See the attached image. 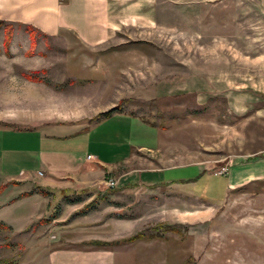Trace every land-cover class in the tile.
I'll return each mask as SVG.
<instances>
[{"label": "rangeland", "instance_id": "374dc122", "mask_svg": "<svg viewBox=\"0 0 264 264\" xmlns=\"http://www.w3.org/2000/svg\"><path fill=\"white\" fill-rule=\"evenodd\" d=\"M131 1L139 9L122 13L118 31L99 45L69 31L37 34L27 56L28 32L13 26L11 55L0 53V129H11L0 130V147L31 145L20 140L26 133L20 130L90 129L93 147H109L97 152L121 165L106 182L117 183L132 168L183 166L167 173L178 179H194L199 169V178L178 187V264H264V0H230L201 11ZM2 40L1 31V50ZM22 73L43 81L29 82ZM116 106L119 113L94 124ZM154 144L153 152L138 150ZM227 176L235 184L226 196ZM133 186L112 197L97 195L84 213L87 204L79 214L72 206L67 227L30 223L20 231L34 202L8 204L0 222V264H38L31 236L37 242L55 236L44 250L90 236L75 232L71 217L164 219V202L174 201L169 190ZM12 196L1 187L0 205ZM58 230H65L62 239ZM159 254L148 264H162Z\"/></svg>", "mask_w": 264, "mask_h": 264}, {"label": "crops", "instance_id": "0c3cea01", "mask_svg": "<svg viewBox=\"0 0 264 264\" xmlns=\"http://www.w3.org/2000/svg\"><path fill=\"white\" fill-rule=\"evenodd\" d=\"M228 1L230 0H160V3L168 2L201 11L205 8H219ZM125 3L132 5L123 8ZM133 3L131 0H0V20L22 28L30 26L37 34L45 37L69 31L87 45H99L118 31L115 27L122 13L128 16L131 11L139 9ZM139 125L143 124L139 122ZM65 128L27 130L26 133L20 134V140H27L31 145L24 148L0 147V188L2 187L6 194L13 195V202L0 205V222H4V211L7 210L8 204L14 205L15 202L24 205L26 201H33V209L27 220L20 225V231L30 223L67 227L69 225L63 223L69 219L72 206L79 207L73 210L75 214H79L76 213L78 209L97 195L109 193L112 197L113 194L127 193L135 188L134 184L150 190H169L168 195H172L174 201L164 202L166 217L153 224L152 220L141 223V217H101L91 221L71 217L70 226L76 228L73 230L90 236L68 244L58 242L61 247H50L48 250H44V246L53 244L55 238L52 237L55 236L41 239L40 242L36 241L35 236H31L27 241L32 245L31 253L38 264H42L39 261L44 264H148L151 254L156 251L162 256V264H178V187H185V184L193 182L201 176L202 171L198 169V177L194 179H178V175L167 173L178 171V168L183 166L132 168L117 177L114 188H107L106 180L112 178L110 174L121 166L115 159L97 152L108 151L109 147L102 144L93 147V133L87 134L90 129ZM157 148V144L147 147L143 145L138 150L153 152ZM132 159H125V163ZM227 177L229 180L226 196L235 184L233 176ZM162 206L160 204V207ZM62 212L65 214L63 218ZM87 214L89 213L83 216ZM150 226L155 231L164 229L165 226L170 230L164 234L142 232ZM64 231H57L60 236L58 239H62ZM136 235L141 237L131 242H122ZM88 241L115 244L111 247H82L86 246L83 243Z\"/></svg>", "mask_w": 264, "mask_h": 264}, {"label": "trees", "instance_id": "16d2710c", "mask_svg": "<svg viewBox=\"0 0 264 264\" xmlns=\"http://www.w3.org/2000/svg\"><path fill=\"white\" fill-rule=\"evenodd\" d=\"M20 27H22V26H20ZM24 29L26 30V32H28V36H29V40H30V44H29L30 50L26 54H27V56H31L33 54L35 47H36L37 31L30 26H25ZM1 31L3 33V40H2V50L0 49V53L2 51L6 57H10L11 54L9 51V47H10L12 37H13V24L0 20V32ZM37 73H35V74L22 73L21 75L29 82L41 83L43 80L37 77ZM119 112H120V106H116L115 108H112L109 111L101 113L94 119L95 120L94 124H96L97 122H99L102 119L108 118V117H110L116 113H119ZM24 131H27V130H24ZM98 200H100V198H98ZM94 203H95V201L94 202L92 201L91 203L87 204L81 213H84L85 211L90 210V208L94 206ZM140 237H141L140 235H136V236H133V237L128 238L126 240H123L122 242H124V243L131 242V241H134ZM114 244L115 243H111V242L105 243V242H99V241H88V242L83 243V245L94 246V247H111Z\"/></svg>", "mask_w": 264, "mask_h": 264}, {"label": "built area", "instance_id": "2783aa9c", "mask_svg": "<svg viewBox=\"0 0 264 264\" xmlns=\"http://www.w3.org/2000/svg\"><path fill=\"white\" fill-rule=\"evenodd\" d=\"M88 159H90V157H88ZM223 174L226 173L225 172V168H223ZM107 188H114L116 186V183L113 180H109L108 182L105 183Z\"/></svg>", "mask_w": 264, "mask_h": 264}]
</instances>
